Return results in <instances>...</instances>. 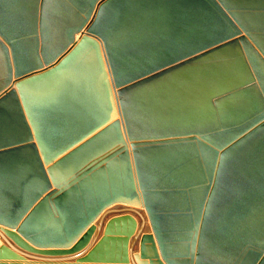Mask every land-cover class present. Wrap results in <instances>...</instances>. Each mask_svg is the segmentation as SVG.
<instances>
[{
  "label": "water",
  "instance_id": "95a60500",
  "mask_svg": "<svg viewBox=\"0 0 264 264\" xmlns=\"http://www.w3.org/2000/svg\"><path fill=\"white\" fill-rule=\"evenodd\" d=\"M0 62V264H264V0H0Z\"/></svg>",
  "mask_w": 264,
  "mask_h": 264
},
{
  "label": "crops",
  "instance_id": "0c3cea01",
  "mask_svg": "<svg viewBox=\"0 0 264 264\" xmlns=\"http://www.w3.org/2000/svg\"><path fill=\"white\" fill-rule=\"evenodd\" d=\"M0 71H1V62H0ZM2 73V71L0 72V74ZM0 79H1V75H0ZM3 244V242L0 239V246Z\"/></svg>",
  "mask_w": 264,
  "mask_h": 264
}]
</instances>
